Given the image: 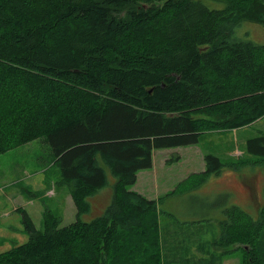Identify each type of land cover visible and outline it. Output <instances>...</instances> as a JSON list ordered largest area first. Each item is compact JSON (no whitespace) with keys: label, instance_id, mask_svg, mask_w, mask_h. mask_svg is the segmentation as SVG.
Instances as JSON below:
<instances>
[{"label":"trees","instance_id":"obj_1","mask_svg":"<svg viewBox=\"0 0 264 264\" xmlns=\"http://www.w3.org/2000/svg\"><path fill=\"white\" fill-rule=\"evenodd\" d=\"M204 1L0 0V154L48 144L76 209L65 226L44 211L41 230L19 209L28 240L0 264H163L161 199L131 190L138 172L154 151L264 117V44L234 34L243 23L264 28V0ZM244 152L259 159L237 165L264 166V134ZM204 163L202 180L234 169L211 154ZM108 171L111 201L96 214L89 199ZM225 215L214 245L264 264V204L256 217L238 206Z\"/></svg>","mask_w":264,"mask_h":264},{"label":"rangeland","instance_id":"obj_2","mask_svg":"<svg viewBox=\"0 0 264 264\" xmlns=\"http://www.w3.org/2000/svg\"><path fill=\"white\" fill-rule=\"evenodd\" d=\"M204 3L209 8L223 7L219 2L205 0ZM243 24L237 27L235 37L242 40L252 39L264 44L262 26ZM261 119L235 130L203 133L196 144L186 146L183 150L184 159L173 165L177 168L176 179L194 171L193 168L196 167L194 163L198 156L211 154L223 163L234 164L238 184L234 187L223 175L218 180L215 175L202 180L195 174L190 180H183L187 183L181 188H178V185L183 181L169 191L171 193L175 189L180 190L175 194L158 195L163 198L157 208L162 221L160 225L165 231L163 240L170 242L169 250L167 252L165 250L168 256L162 261L163 264H240L241 255L238 251H231L227 255L228 248L215 246L214 242L220 236L222 223L226 219L222 211L223 206L230 203V206H238L251 217H256L260 206L264 204V166L252 163L237 165L238 162L259 159L244 151L248 138L264 134V118ZM48 146L41 139H35L0 154V253L28 240L22 227L19 209L24 208L31 214L37 230L42 229L46 210L61 218L60 226L68 225L75 220L73 212L75 208H72L67 199V188L58 184L59 171L51 163L52 152ZM161 151H157L153 158V164L157 167ZM164 153L170 159L176 157L174 153ZM149 171L152 174L153 168L151 167ZM198 181L197 187L195 184ZM139 187L142 188L138 190L143 191L144 187L147 191H143V194L152 197L148 193L147 184L141 183ZM158 190L164 192L160 183L155 192ZM151 191H154V185ZM28 202L27 207L23 205ZM88 216L90 214L83 216V220L93 219V216L90 218Z\"/></svg>","mask_w":264,"mask_h":264},{"label":"crops","instance_id":"obj_3","mask_svg":"<svg viewBox=\"0 0 264 264\" xmlns=\"http://www.w3.org/2000/svg\"><path fill=\"white\" fill-rule=\"evenodd\" d=\"M185 148H186V146L185 147L174 148V149H164V150H162L161 151L162 155H160L159 167H157L155 164H153L154 155L159 150L154 151V153L152 155L153 156L152 157V168H153L152 174L150 173L151 171H149L151 168L149 170H146V171L138 172L137 180H136L135 184L133 185L132 190L134 192L140 194L141 196L142 195L145 196L148 200L161 199V202H162L163 198H161V196H158V195H160V193H163V194L167 193L168 194V193H170L169 191H171V189L175 188L183 180H186V179L190 180V177H193V175L204 172V170H205V167H204L205 166L204 156L200 155V156H198L197 161L194 163V167L196 165V167L193 168L194 171L190 172V174H188V175H186V176H184L182 178H179V179L175 178V171H176L177 168L175 166H173V165L179 163L182 158L184 159L183 150ZM164 152L174 153L175 155H177L179 157V160L177 162L172 163V164H168L167 161L169 160V158H168V155H165ZM222 175L225 177V180H227L234 187H236V185L238 184V180L236 179L237 176H236V172H235L234 169L229 168L227 171H225L221 175L216 176L217 180ZM107 180L109 182L108 186L103 188V189H101L98 192V194H96L95 196H93V197H91L89 199V202H90V205H91V211H94L96 214H98V213L101 214V212H103L102 210H104L109 205V203L111 201V196H112V187L111 186L113 185L112 183L115 182V179L110 174L109 171L107 172ZM141 183H145V184H147L149 186L148 193H150V195H152V197L146 196V194H143L144 193L143 191L147 192L146 190H144V187H143V191L142 190L141 191L138 190V188H142V187H139V185ZM158 183H160L162 185V189L164 190V192L161 191V190H158L157 192H155L156 191V187L158 186ZM239 184L241 185L242 183L239 182ZM152 185H154V191L153 192L151 191ZM228 192H230V191H228ZM67 199L69 200L70 205L73 206L72 208H75L73 203H72V199H70L69 194H68V198ZM161 202H160V204H161ZM28 204H29V202L28 203H23V205H25L26 207L28 206ZM228 205L223 206L224 208L222 209V211L224 213H225L224 210H226L227 208L230 207V203ZM22 209L25 210L24 208H22ZM25 211L27 212V210H25ZM75 211H76V209L73 211L74 212V217L76 215ZM160 213L162 215V212H160ZM27 214H28V212H27ZM165 215L166 216L167 215L171 216L169 214H165ZM29 216L32 218L31 214H29ZM158 217H159V214H158ZM164 218H165V216H164ZM159 221H161V218L159 219ZM160 223L162 224V221L159 222V231H160L159 235H160V239L163 240L165 238V236H164L165 231L163 230V227H162V225H160Z\"/></svg>","mask_w":264,"mask_h":264}]
</instances>
